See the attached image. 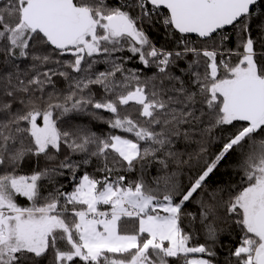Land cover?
<instances>
[{"label": "snow or ice", "instance_id": "obj_1", "mask_svg": "<svg viewBox=\"0 0 264 264\" xmlns=\"http://www.w3.org/2000/svg\"><path fill=\"white\" fill-rule=\"evenodd\" d=\"M0 264H264V0H0Z\"/></svg>", "mask_w": 264, "mask_h": 264}, {"label": "trees", "instance_id": "obj_2", "mask_svg": "<svg viewBox=\"0 0 264 264\" xmlns=\"http://www.w3.org/2000/svg\"><path fill=\"white\" fill-rule=\"evenodd\" d=\"M154 38L155 39H157V41H158V43H163V40H161L160 38H159V35L158 34H154ZM230 46H232V45H230ZM100 68H101V70L103 69V66L101 65L100 66ZM61 86H63V83L61 82ZM106 115V114H105ZM75 122H79V123H82V124H84V125H88L89 127H92L93 128V130H95V131H98V132H103V131H106V125H103V124H99L98 122H95V121H93V122H89V117H86V116H82V115H78L77 117H76V121ZM195 148V146L193 145V149ZM190 150H192V149H190ZM28 170V168H27V166L25 167V171H27ZM153 172H155V168H153V170H152ZM221 171H223V169L221 170ZM226 239V238H225Z\"/></svg>", "mask_w": 264, "mask_h": 264}]
</instances>
